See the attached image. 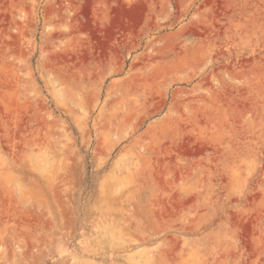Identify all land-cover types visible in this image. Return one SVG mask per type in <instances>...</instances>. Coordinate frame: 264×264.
Segmentation results:
<instances>
[{"label":"rangeland","instance_id":"obj_1","mask_svg":"<svg viewBox=\"0 0 264 264\" xmlns=\"http://www.w3.org/2000/svg\"><path fill=\"white\" fill-rule=\"evenodd\" d=\"M0 264H264V0H0Z\"/></svg>","mask_w":264,"mask_h":264}]
</instances>
